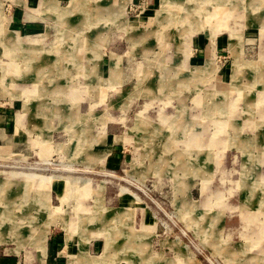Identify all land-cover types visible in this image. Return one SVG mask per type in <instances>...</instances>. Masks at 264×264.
<instances>
[{
	"label": "rangeland",
	"instance_id": "374dc122",
	"mask_svg": "<svg viewBox=\"0 0 264 264\" xmlns=\"http://www.w3.org/2000/svg\"><path fill=\"white\" fill-rule=\"evenodd\" d=\"M259 1L116 0L110 17L97 20L101 0H80L85 26L36 35L41 47L19 44L25 40L2 7L0 107L15 101L21 112L27 99L39 110L18 117L11 150L0 148V253L13 256L23 247V264H79L80 246L86 249L91 236L83 229L109 224L106 251L97 235L89 255L101 254L89 264H264ZM108 40L97 63L96 45ZM211 40L215 60L205 63ZM91 133L103 136L90 147ZM40 183L66 218L49 207L35 223L46 211L27 203L46 193ZM61 184L64 193L56 190ZM67 217L78 218L76 227L56 223L61 237L50 236L45 246L53 223L71 227Z\"/></svg>",
	"mask_w": 264,
	"mask_h": 264
},
{
	"label": "crops",
	"instance_id": "0c3cea01",
	"mask_svg": "<svg viewBox=\"0 0 264 264\" xmlns=\"http://www.w3.org/2000/svg\"><path fill=\"white\" fill-rule=\"evenodd\" d=\"M115 1L116 0H110V3H108V2H104V0H101V2H99L96 5H94L96 7V8L95 7L94 8H95V17L97 18V20L98 19H106L107 20V17H110L111 14H109V13L113 12ZM62 2H63V0H0V9L2 7L6 8V6H7V9H8V12H9L8 21H10L11 26L14 28L12 31L15 33L16 36H17V32H18L25 40V41H23V43H19V44H21L22 46L30 45V46H35V47H41V44H42L41 38L36 37V35H41V36L44 35L45 36L50 31L73 32V31H77L82 26H85L83 22L81 23V21L78 20L80 9H77L76 6L78 5V3H80V0H76V3L69 9H67L66 7H68L72 2H74V0H70L68 5H65V6L62 5ZM261 2H262V0L257 2V4L255 3L256 4L255 5L256 8H258V7L261 8L262 7ZM114 15H116V14L113 13L112 17ZM248 24L250 25V24H252V22L248 21ZM94 27H97V26L95 25ZM5 29H6V26L4 27V30ZM109 30H111V29H109ZM22 32L35 34V36L28 35V34L23 35V34H21ZM211 41L212 42L210 43V47H209V55L206 58L205 63L210 58L215 60V55H216L215 54V46H216L215 45V40L214 41L211 40ZM9 43L11 44L12 41H10ZM197 45L200 46V49H199L200 52L203 51L202 50L203 46H201V42H198ZM110 46H111V44L109 43V40H108V43H107L106 46H105V44L96 45V48H95L96 55H95V57L99 58V60H97V63L100 60H104L105 57L103 55H101V54L104 51H106V49L109 48ZM97 48H98L99 51H97ZM110 52H111V50H110ZM190 54H191V51H190ZM187 58L185 59V53H184L183 61H186ZM46 62H48V61L46 60ZM117 62H118V59H117ZM215 64H216V61H215ZM110 68H111V72H110L111 80H113V78H115V80H117L119 78V77H117L119 73H116V75L114 77L113 69H112L111 66H110ZM80 75H79V77H80ZM119 76H120V74H119ZM77 81H78V79H77ZM15 103L16 102L13 101V102H8V104H4V105L1 104V107H0V148H5V149L8 148L9 150H11L10 143H12V141L14 142V140H16V134H17V132L19 130V125H17L18 124L17 123V118L19 117V119L21 120L24 117V115L26 117L27 113L29 115H31L33 113L32 112L33 110H37L38 109V108L32 107V104H30V101L29 100L27 101V99H26V100H24V102H21L19 104V106L21 107L20 108L21 112H17L19 109H15L14 108L15 105H16ZM220 107L221 106H219L218 108H220ZM146 117H148V116H146ZM148 120H150V119L148 118ZM91 135H92V138H90L91 139L90 140V144H89L90 147L96 141H98L100 139V136H103V134H97L96 135V134H92V133H91ZM108 135L110 136V138H113V139L115 137H117L116 135H114L112 133H110V134L108 133ZM127 137H129V138H127ZM117 138H120V136H118ZM123 138H124L125 141L126 140L127 141L137 140V138L135 136H131V135H125ZM22 140L27 142L29 139L22 138ZM86 145H88V142L86 143ZM171 146H172V144H171ZM115 147L116 148L120 147V145H115ZM166 147H170V146H166ZM168 149L169 148H167L166 150H168ZM122 151H123L122 149L118 150V153L115 152L114 154H117L118 156H120ZM166 152H168V151L164 150L163 154L161 155V156H163V159L167 158L166 154H165ZM262 152H263V154L261 155L260 159L262 161H264V148H263ZM176 158H177V154H176ZM114 159H120V157H114ZM27 181H30V180H26V182ZM33 183L34 182H32V184ZM32 184H31V186H32ZM1 186H3V184ZM1 186H0V190H1ZM38 186H39L41 191H46V193L41 192L43 194H41L40 196H35L33 198L31 197L32 199L30 198V200L26 199V200L29 201L27 203L28 206H30V202H31V206L36 208L37 206H34L33 204H35V203L37 204L38 203L39 206L37 208L38 209L42 208V211L44 209L46 211V212H44L45 215L41 216V219H36V217L33 218L35 220V223H40L42 220H44V218H46L48 216V210L47 209L49 207L52 210H55L57 208V212L56 213L60 214V215H64V217L66 218V214L61 210V205H57L58 207L56 206L54 208L50 204V199H49V196H48V190H46L47 186H42L41 183ZM59 186H60V188H58V186H56L57 187L56 190L57 191L61 190V192L62 191L65 192V188L68 187L67 184H61ZM63 188H64V190H63ZM2 189H3V187H2ZM3 191L4 190H2V192ZM64 192H62V193H64ZM26 193L27 194H24V195L27 197L29 195L30 191H28ZM3 194H4V192H3ZM197 202H198L197 204H201L202 206L204 205V204H202L203 201H201V200H198ZM22 204H24V203L22 202ZM81 208L88 209L87 207H85L82 204H81ZM198 208H200V206ZM90 211H92V210H90ZM68 217H67V219H68ZM71 218L74 221L77 217H75V218L71 217ZM68 220L70 222H72L71 223L72 225H71L70 228H66L64 226L63 221L61 219L51 225L50 231H49V233L47 234V237H46L45 246L47 245V241L50 238V236L53 237V235L55 234L54 235L55 236V240L60 239V237H61V234L57 233L58 231L57 232L55 231L54 225H56V223L61 222L64 227L63 226H60V227L63 230H65V229L70 230V229L76 227L75 222L71 221L70 219H68ZM78 221H81V220H78ZM213 222H214V218L212 219L211 224ZM120 223H121V225H119L120 228H123L124 230L128 229L127 227H129V225L126 222H120ZM146 224H149V223H146ZM146 224H144L142 227H144ZM149 225L152 226V227H150V230L152 232V229H153L154 225H152V224H149ZM107 226L108 227H113V225H109V224ZM107 226H104V227H101V228L99 227L98 230H96V229L93 230L91 228L89 229L88 226L85 229H83V231H85V233L87 232L91 236L89 237V241L88 242H85V239L82 240L83 243L85 242L84 245H86V249H82L81 246H80V251L78 252L79 255L77 254V256H79V259H78V263L79 264H89V261H90L91 258H93V257H95L97 255H100L101 253H104L106 251V245H107V240H108L107 236H106V232H107L106 231V227ZM116 227L117 226H115L114 228H116ZM133 227H135V226L133 225ZM142 227H140L138 229H141ZM83 234H84V232H83ZM83 234H82V237L84 236ZM124 234L125 233H123L122 236L125 237ZM97 235H104V237H103V238H105L104 251H102L101 253H99L97 255H94V256L90 257L91 251L88 249V247H90V249H92V250H93V248L97 247V245H95V243L93 241V240H96L97 237H99ZM31 236H32L31 237V243H34V245L38 248L39 255L44 256L45 253H46V250H45L44 254H41L40 249L38 247L39 244L34 242L35 234H32ZM84 238H85V236H84ZM143 239H144V237L141 236L140 240H143ZM146 240H147V237H146ZM0 243H2V242H0ZM116 243H117V241H115V246H117ZM79 245H80V243H79ZM22 248L19 251L16 250V252L13 253V254H15L13 256H5V255H2L0 253V264H23L21 262V258L17 255L18 253L21 252ZM153 253H155V252H153ZM155 254H160V252H157ZM82 255L88 256V259L85 258L86 256L83 257ZM156 257L160 258L159 256H156ZM123 263L127 264L124 261L121 262L120 264H123Z\"/></svg>",
	"mask_w": 264,
	"mask_h": 264
},
{
	"label": "bare ground",
	"instance_id": "6f19581e",
	"mask_svg": "<svg viewBox=\"0 0 264 264\" xmlns=\"http://www.w3.org/2000/svg\"><path fill=\"white\" fill-rule=\"evenodd\" d=\"M214 13V12H213ZM94 14V13H93ZM216 14V13H215ZM209 73V72H208ZM263 89V88H262ZM263 91H264V89H263ZM177 125H179V127L182 125V124H177Z\"/></svg>",
	"mask_w": 264,
	"mask_h": 264
}]
</instances>
